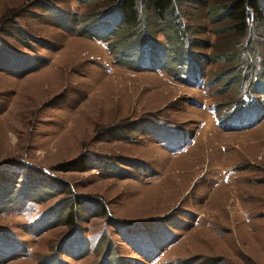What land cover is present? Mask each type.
<instances>
[{"label": "rangeland", "instance_id": "1", "mask_svg": "<svg viewBox=\"0 0 264 264\" xmlns=\"http://www.w3.org/2000/svg\"><path fill=\"white\" fill-rule=\"evenodd\" d=\"M194 1L183 21L201 43L192 51L208 55L217 38ZM96 3L0 0V170L26 163L107 211L59 247L69 227L40 232L52 216L36 220L68 193L28 201L11 177L12 189L0 185V264H264V83L223 92L211 81L231 66L221 62L200 63L191 86L156 58L125 65L99 24L73 21ZM251 33L264 59V26ZM75 159L94 168H58Z\"/></svg>", "mask_w": 264, "mask_h": 264}, {"label": "trees", "instance_id": "2", "mask_svg": "<svg viewBox=\"0 0 264 264\" xmlns=\"http://www.w3.org/2000/svg\"><path fill=\"white\" fill-rule=\"evenodd\" d=\"M77 1L91 3L94 0ZM95 1H97V10L82 15H72L73 21L80 19L84 23L99 24L103 29L104 39L109 40L110 50L113 53H118L116 58L118 57L117 59L125 65H129L132 61L137 63L156 58L157 63L166 66L168 64L171 72L177 75L176 79L179 82L191 86L192 79H195L196 84L200 80L198 76L202 75L200 63L221 62L231 66L218 72L211 81L213 83L222 82L223 92L235 84L244 86L247 83L250 84L249 88L255 91L258 85L264 83V59H260L261 53L259 52L262 43L255 38V34L251 33L254 22L259 26H264V0H195L193 4L197 7L202 4L206 5L210 23L213 25L211 30L217 38L216 42L207 43L215 48L213 53L199 54L200 57L191 48L201 45V43L197 44L196 40L190 36H193L196 31L190 24L183 21V17L187 15L186 0ZM189 6L192 5L189 4ZM158 32L166 37V43L157 38ZM22 38L24 40L25 36ZM159 49L166 52L165 57L163 52H158ZM0 55H2L1 49ZM258 102L260 101L256 103ZM239 103L240 100L235 101L233 105L239 109ZM225 105L229 106V103ZM228 114L234 115L231 111L230 113L228 111ZM248 126L250 125H245V127ZM118 128H122V126ZM101 159L102 157H99L94 161ZM91 162L87 159H75L60 164L58 168L61 171L65 169L83 172L94 168ZM11 177L16 180V184L18 179H21L23 183L21 186L19 185L20 188L17 192L19 190L27 191L28 201L34 200L36 203H43L59 194L68 193V197H62L55 201L52 207L48 208L36 220L52 216L53 222L46 228H42L40 232L58 225L69 227L70 231L62 237L59 247L77 234H82L84 230L79 226L80 219L85 220L88 216H106L107 214L105 205L96 198L88 196L80 198L74 195L71 186L57 178H51L54 176L47 172L39 173L36 168L28 166L26 163L18 164L11 169L0 170V185L5 184L6 190L12 189L8 183ZM2 180L5 181L2 182ZM15 182H12L13 186ZM108 220L110 225L123 222L110 217ZM110 248L111 244L108 249ZM54 254L47 255L43 259H54L56 257ZM217 263L210 262L208 264Z\"/></svg>", "mask_w": 264, "mask_h": 264}]
</instances>
